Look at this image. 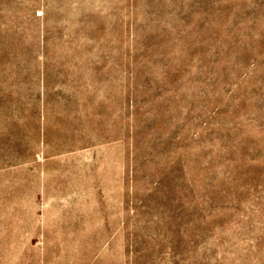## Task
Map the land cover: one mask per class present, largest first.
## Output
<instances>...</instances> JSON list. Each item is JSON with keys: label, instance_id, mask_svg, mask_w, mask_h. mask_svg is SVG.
Returning a JSON list of instances; mask_svg holds the SVG:
<instances>
[{"label": "rangeland", "instance_id": "rangeland-1", "mask_svg": "<svg viewBox=\"0 0 264 264\" xmlns=\"http://www.w3.org/2000/svg\"><path fill=\"white\" fill-rule=\"evenodd\" d=\"M0 264H264V0H0Z\"/></svg>", "mask_w": 264, "mask_h": 264}]
</instances>
